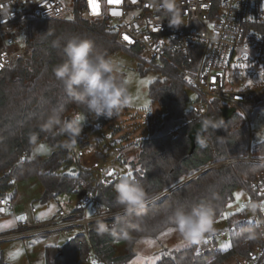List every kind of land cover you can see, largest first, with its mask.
Returning a JSON list of instances; mask_svg holds the SVG:
<instances>
[{"label": "trees", "instance_id": "trees-1", "mask_svg": "<svg viewBox=\"0 0 264 264\" xmlns=\"http://www.w3.org/2000/svg\"><path fill=\"white\" fill-rule=\"evenodd\" d=\"M26 56L17 59L0 73V197L15 181L37 177L44 193L42 203L56 199L62 194L84 196L90 191L97 192L99 210L123 212V206L116 200L113 182L99 183L98 174L91 168L77 166L75 174L61 172L74 167V158L67 148L63 134L52 135L41 131L38 124L55 111L62 121H70L72 110L78 109L85 115H93L83 106L68 98L63 85L53 74V67L64 59L63 53L52 47V41L61 39V44L73 37L92 39L97 50L107 58L122 50L109 37L102 21H92L76 15L70 21L43 20L29 23L24 30ZM130 54V53H129ZM132 55V54H131ZM134 56V55H132ZM179 57L164 60L159 68L161 74L150 83L149 94L153 102L165 108V113L150 127L151 137L137 156L124 160L129 173L135 175L149 193L162 194L172 189L182 179L185 183L147 207L144 224L137 228L136 221L124 212L112 219L114 224L129 231L134 242L140 238H156L163 231L174 228L163 214L162 208L171 204L173 210L190 211L202 200H212L216 208L215 221L224 215L234 200V192L249 186L257 174L264 173V164L236 162L234 164L202 170L227 159L245 158L252 141L247 125H239L241 116L235 113L226 123L209 127L196 136L205 140L201 147L197 142L192 149L191 131L203 121L189 108V89L178 67ZM143 65L139 66L144 73ZM99 117L101 124L112 121ZM38 134L37 144L47 141L54 152L47 159L31 158L33 145L31 133ZM253 143V142H252ZM26 153V157L22 158ZM100 155V154H99ZM102 156V155H101ZM252 157L264 159V140L252 144ZM76 169V168H74ZM215 197V198H214ZM99 234L97 229L88 237L77 235L64 246H49L45 250V264H84L94 251L107 259L110 264L125 263L135 253L116 256L114 244L126 240L119 227L115 233ZM251 229L242 226L232 234L231 248L220 252L197 255L199 244L164 256L158 264H225L237 256L247 253L242 241ZM253 231V230H251Z\"/></svg>", "mask_w": 264, "mask_h": 264}, {"label": "built area", "instance_id": "built-area-1", "mask_svg": "<svg viewBox=\"0 0 264 264\" xmlns=\"http://www.w3.org/2000/svg\"><path fill=\"white\" fill-rule=\"evenodd\" d=\"M73 1L74 5L67 6L63 0H12L13 18L0 23V73L26 56L27 48L21 43V37L29 23L70 21L79 15L104 22L110 39L116 45L155 68H159L156 65L158 61L163 64L164 60L172 57L181 58L182 65L178 69L193 93L191 108L197 118H210L219 123L224 107H234L236 113L241 111L247 115L243 105H254L264 97V0H177L182 20L179 28L169 27L167 19L163 20L161 13L151 6V0H135V3L122 0L119 5L109 4L108 0H96L99 15L93 14L89 0ZM4 2L0 0V4ZM113 12L121 15H113ZM124 36L130 37L132 42L125 40ZM217 102L223 103L220 109ZM151 110L152 114L146 116L148 138H134L119 144L114 149L109 167L100 161L92 163L90 168L98 174L99 183L109 185L129 173L121 169L125 166L123 162L137 156L150 140V127L156 120L153 107ZM252 144L251 141L245 158L211 163L202 172L236 162L264 164V159L252 157ZM26 156L25 153L22 158ZM78 157L83 158L84 153L79 152ZM243 189L247 196L241 204L243 210L227 217V232L220 230L219 235L224 237L229 233L231 240L232 234L240 227L248 226L256 238L244 239L242 245L247 246V253L231 260H236L237 264H264V225H257V220L264 219V211L253 216L245 207L251 201H264V173L257 174ZM14 209L12 199L0 197V218L13 214ZM114 218L100 214L97 192L90 191L81 197L72 211L61 210L48 221L32 226L24 216L19 221L23 230L12 236H2L0 241L57 232L69 234L76 229L75 236L88 237L96 230L97 220H103L111 228ZM220 251L214 235L210 234L201 240L196 254ZM89 257L91 264H110L94 251Z\"/></svg>", "mask_w": 264, "mask_h": 264}, {"label": "rangeland", "instance_id": "rangeland-1", "mask_svg": "<svg viewBox=\"0 0 264 264\" xmlns=\"http://www.w3.org/2000/svg\"><path fill=\"white\" fill-rule=\"evenodd\" d=\"M67 6L75 4L73 0H63ZM77 4V3H76ZM21 43L25 44L24 35L21 37ZM110 59L121 65V71L118 73V78L124 81L128 86L130 94V103L123 107L119 114L107 124H101L99 118L93 115H85L78 109L72 110L70 120L76 117H81L82 132L76 138V143L72 147H67L70 154L74 158H78V162L72 168L62 169L61 172L75 174L77 166L90 169V166L95 161H100L107 167L110 166L114 158V149L119 144L128 139L137 140L138 138H148L149 130L146 127V116L153 114L156 119L161 118L165 113V108L160 104L153 102L149 94V85L154 80L161 78V74L157 72L154 66L142 61L140 58L132 56L125 50H119L110 56ZM143 65L144 73H140L139 66ZM156 65L161 67L160 61ZM264 85V83H263ZM190 101L189 108L192 107L193 93L189 91ZM223 103L217 102V107L220 109ZM245 113L239 111L241 116L240 124H245L251 132L252 142L254 144L264 140V97L256 104H244ZM244 126V125H242ZM129 129L128 132L126 130ZM133 135V138L131 137ZM64 141L67 145L71 144L70 138L63 134ZM137 137V138H136ZM40 145L47 146L49 149L46 155H40L35 152V146L31 149V158L41 157L42 159L49 158L54 152V148L47 141H41ZM84 153L83 158H79V152ZM100 154V155H99ZM102 155V156H101ZM123 164V163H122ZM76 168V169H74ZM123 171L129 172L128 165L125 164L121 168ZM189 178L182 179L173 188L185 183ZM172 188V189H173ZM172 189L167 191L169 193ZM43 193V186L37 177H30L23 180L15 181V183L4 192L3 196L12 197L14 201L13 214L0 218V231L4 236H12L19 232L20 217L26 216L28 224L33 225L36 220H47L59 211H72L81 196L72 194H62L56 199L47 203H42L40 198ZM160 194L162 197L164 194ZM241 194L237 200V194ZM247 199L245 190L239 188L234 192V200L231 202V207L228 206L224 212L223 218H219L214 223V230L206 233L205 236L214 235L216 244L219 249L226 251L231 248V240L229 233L224 237L219 235L220 230L227 232V217L234 214L240 208L243 201ZM35 209V213L33 212ZM123 212L110 213L101 209L100 214L109 217H118ZM172 229L173 231H169ZM78 230H73L69 234L66 233H50L44 236L34 237H16L14 239L0 241V264H44V248L46 245L64 246L71 238H74ZM154 241V243H147ZM182 239L175 232L174 228H169L163 231L156 238H140L134 242L131 248V241L124 240L114 244L116 256H124L133 251L135 256L125 262L117 264H158L164 256H174L175 253L191 246L180 247ZM90 257L84 264H91ZM226 264H237L236 260H231Z\"/></svg>", "mask_w": 264, "mask_h": 264}, {"label": "clouds", "instance_id": "clouds-1", "mask_svg": "<svg viewBox=\"0 0 264 264\" xmlns=\"http://www.w3.org/2000/svg\"><path fill=\"white\" fill-rule=\"evenodd\" d=\"M11 3L12 0H5L0 4V17H3L0 23L13 18ZM151 6L161 13L163 20L167 19L169 27L179 28L182 25L177 0H151ZM61 39L53 40L52 47L60 50L64 59L55 65L52 71L55 78L62 83L65 95L97 118L103 116L111 119L118 115L120 110L130 103L128 86L118 78L121 65L107 58L104 52L97 50L92 39L73 37L63 44ZM38 127L52 135L66 134L71 140L67 147L74 146L76 138L82 132L81 120L78 117L62 121L55 111L43 118ZM209 127L218 126L212 119L206 118L201 122V128L206 131ZM30 141L35 145L37 154L48 153L47 146L41 147L37 144L36 132L31 133ZM196 142L201 147L205 146V140L200 137H197ZM114 192L116 200L123 206L124 214L136 221L137 228L145 222L148 205L160 199V194L149 193L131 173L118 178L114 184ZM245 207L256 216L258 211L264 209V201H251ZM162 211L166 221L174 227L178 236L189 244H199L206 233L214 230L216 208L212 200H202L193 205L190 211L173 210L171 204L163 206ZM257 225H264V219L257 220ZM118 227L126 240L133 239L129 231L119 225L114 224L112 232L115 233ZM96 229L99 234L110 231L109 225L103 220H97ZM255 238L256 234L251 230L245 236V240Z\"/></svg>", "mask_w": 264, "mask_h": 264}, {"label": "water", "instance_id": "water-1", "mask_svg": "<svg viewBox=\"0 0 264 264\" xmlns=\"http://www.w3.org/2000/svg\"><path fill=\"white\" fill-rule=\"evenodd\" d=\"M236 113V108L234 107H224L221 109V113L219 115V123L216 124H222V123H226L227 121H229L230 119L233 118L234 114ZM223 120H222V119ZM208 130V129H207ZM206 130V131H207ZM202 132H205V130H203L201 128V123L195 125L191 131V140H192V149L195 147V143H196V136Z\"/></svg>", "mask_w": 264, "mask_h": 264}, {"label": "snow or ice", "instance_id": "snow-or-ice-1", "mask_svg": "<svg viewBox=\"0 0 264 264\" xmlns=\"http://www.w3.org/2000/svg\"><path fill=\"white\" fill-rule=\"evenodd\" d=\"M133 2L135 3V0H133ZM109 4H113V5H119L122 3V0H108ZM89 6L92 9V12L94 15H99V8H98V4L96 2V0H89ZM145 7H148V5H145ZM113 15H121L120 12H113ZM124 39L129 41L130 43L132 42L130 37L128 36H124ZM78 119H82L81 117H78ZM41 147H43V145H41ZM241 194H237V200H239ZM229 207H231V205H229ZM243 205L240 206V208L237 209V211H241L243 210ZM262 211H264V209H262ZM20 219H24V217H20ZM169 231H173L172 229H170ZM147 243H154V241H147ZM189 243L185 242V241H181L180 247H186L188 246Z\"/></svg>", "mask_w": 264, "mask_h": 264}, {"label": "crops", "instance_id": "crops-1", "mask_svg": "<svg viewBox=\"0 0 264 264\" xmlns=\"http://www.w3.org/2000/svg\"><path fill=\"white\" fill-rule=\"evenodd\" d=\"M159 104V103H158ZM242 125H245V124H242ZM129 131V129H127L126 130V132H128ZM132 138H133V135L131 136ZM126 141H128V139H126V140H123L120 144H122V143H125ZM43 193H44V189H43ZM43 193H42V195H43ZM3 197H5V196H3ZM42 197V196H41ZM7 198V197H6ZM10 199H12L13 200V198L12 197H9ZM33 212L35 213L36 211H34V209H33ZM56 215H54L53 217H55ZM53 217H51V218H53ZM51 218H49V219H47V220H36L35 221V223L32 225V226H34L36 223H39V222H44V221H48V220H50ZM21 220V219H20ZM19 220V221H20ZM19 228V232H21L23 229L21 228V227H18ZM48 234H50V233H48ZM48 234H44V235H48ZM5 234L2 232V231H0V237H2V236H4ZM44 235H41V236H44ZM38 237V236H37ZM34 238H36V237H34ZM49 246H54V245H46L45 246V248H44V264H45V250H46V248L47 247H49Z\"/></svg>", "mask_w": 264, "mask_h": 264}]
</instances>
